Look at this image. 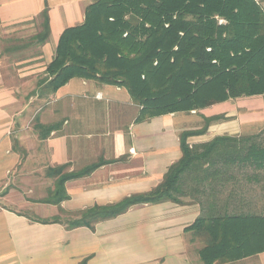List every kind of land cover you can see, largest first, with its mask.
<instances>
[{
	"label": "crops",
	"instance_id": "crops-1",
	"mask_svg": "<svg viewBox=\"0 0 264 264\" xmlns=\"http://www.w3.org/2000/svg\"><path fill=\"white\" fill-rule=\"evenodd\" d=\"M94 1L0 0V264H80L86 259L87 264H203L200 244L186 229L201 216L264 210V184L246 179L262 171L221 168L222 173L212 178L206 177L204 169L190 180L184 204L166 201L136 206L99 222L93 231L30 221L15 208L35 200L29 208L32 216L46 220L147 193L181 159V133L203 127L201 116L188 118L199 116L194 112L136 122L140 108L125 89L115 86L75 78L56 93L44 89L41 81L47 77L46 68L62 33L81 25ZM45 10L48 41L24 48L31 55L7 52L5 30H40ZM228 113L224 109L217 115ZM40 125L60 127L44 138ZM252 126L259 130L264 123L255 121ZM246 127L240 119L215 121L205 134L190 136L188 143L240 138L246 136ZM101 160L107 164L66 183L68 200L60 205L37 202L54 187V179L46 176L49 168L69 164L70 174ZM22 185L28 200L16 199ZM231 264H264V252Z\"/></svg>",
	"mask_w": 264,
	"mask_h": 264
},
{
	"label": "trees",
	"instance_id": "trees-1",
	"mask_svg": "<svg viewBox=\"0 0 264 264\" xmlns=\"http://www.w3.org/2000/svg\"><path fill=\"white\" fill-rule=\"evenodd\" d=\"M40 17L41 31L33 39L42 46L50 37L47 10ZM53 57L41 81L49 93L75 78L123 88L140 108L136 122L200 113L243 97L264 98V0H95L86 8L84 22L62 33ZM223 118L204 116L201 129L181 133V159L147 193L67 213L75 218L65 222L59 216L46 220L25 216L69 230L93 231L99 222L136 206L184 204L180 197L186 195L195 173L204 169L212 178L222 173L221 168L255 169L263 174L246 179L264 184V133L188 143L190 136L205 134L211 123ZM59 127L38 128L47 138ZM104 164L101 160L70 174L69 164L49 168L46 176L55 180V187L37 202L60 205L69 199L67 182L89 176ZM186 232L199 242L203 264L235 263L264 252V210L201 216ZM80 264H87V259Z\"/></svg>",
	"mask_w": 264,
	"mask_h": 264
},
{
	"label": "rangeland",
	"instance_id": "rangeland-1",
	"mask_svg": "<svg viewBox=\"0 0 264 264\" xmlns=\"http://www.w3.org/2000/svg\"><path fill=\"white\" fill-rule=\"evenodd\" d=\"M21 30H22L21 28L17 31H14V32H13V30L12 31L5 30V33H6L5 34V40H4L5 41V43H4L5 50L7 52H12V53L14 52L15 56H17V55H21V56L31 55L32 52L27 51V49L24 50V48H27V46H29V44H31V45L37 44L34 41L33 37L41 31V28H40V30L36 29V28L26 30V31H24V29H23V31H21ZM0 37H2L1 28H0ZM230 103H231V105H225V106H220V105L216 104L212 107H209L206 110H203L200 113H197L199 116H189L188 118L195 119V118L200 117V116L203 118L204 117V115L202 114L203 112H205V115H209V116L214 115V114L217 115V113L223 111L224 109H228L229 113L228 114H221L222 116H224V118L220 121H224V122L229 123L230 121L232 122L234 120L240 119V121L245 123V126H247L245 128L246 130H244V131H247L248 134L245 133L246 136H243V137L255 136L254 132H257L259 134V132H258L259 130L261 131L260 134L264 133V126H262V128H258L259 130L252 128L253 127L252 125L254 124L255 121H257V122L262 121V123H264V111L261 110L262 112L261 111L259 112V109H258L259 107L264 108V98L263 97H260V96L243 97V98L232 100V102H230ZM194 113H196V112H194ZM260 113H263L262 114V120L259 118V116L261 115ZM185 115H188V114H185ZM189 131H193V129L189 130ZM195 131H197V130H195ZM23 187H24V185H22L21 194L20 195L16 194L17 198L16 197L15 198L28 200L26 198V196H29V194L26 192V195L25 196L23 195V194H25V191H26ZM54 187H55V180H54ZM54 187L52 189H54ZM187 191H188V189L185 190V192H187ZM261 195L264 196V194H261ZM15 198H14V200H15ZM180 199L183 201L188 200V198H184V197H180ZM37 201H40V200H37ZM32 202H35V200L31 199V201H27V204H28L27 206H23V207L22 206L21 207L15 206V208H18L19 210H21L22 213L33 215V211L29 210L30 204H32ZM7 204L9 205L11 203L7 202ZM74 218L75 217H68V215H63L61 219L62 220H70V219H74Z\"/></svg>",
	"mask_w": 264,
	"mask_h": 264
},
{
	"label": "built area",
	"instance_id": "built-area-1",
	"mask_svg": "<svg viewBox=\"0 0 264 264\" xmlns=\"http://www.w3.org/2000/svg\"><path fill=\"white\" fill-rule=\"evenodd\" d=\"M257 1H259V0H257ZM221 22H223V21H221ZM99 97V96H98Z\"/></svg>",
	"mask_w": 264,
	"mask_h": 264
}]
</instances>
